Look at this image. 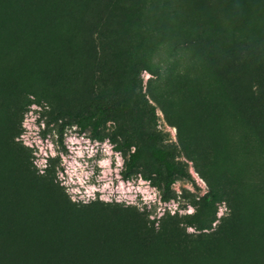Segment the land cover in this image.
Listing matches in <instances>:
<instances>
[{
  "label": "rangeland",
  "instance_id": "rangeland-1",
  "mask_svg": "<svg viewBox=\"0 0 264 264\" xmlns=\"http://www.w3.org/2000/svg\"><path fill=\"white\" fill-rule=\"evenodd\" d=\"M106 183L111 202L81 199ZM88 218L118 238L92 242ZM0 264H264V0H0Z\"/></svg>",
  "mask_w": 264,
  "mask_h": 264
},
{
  "label": "trees",
  "instance_id": "trees-1",
  "mask_svg": "<svg viewBox=\"0 0 264 264\" xmlns=\"http://www.w3.org/2000/svg\"><path fill=\"white\" fill-rule=\"evenodd\" d=\"M197 60L199 62H201L204 67H208V69L210 70L211 67L209 66V64L202 58V57H198L196 55ZM207 74V72H205ZM207 77H209L207 75ZM210 80H212L211 77H209ZM129 98L126 97L123 100L119 101L115 110L119 113H123L128 109L129 106ZM99 112V110H97L95 113H93V116H96L97 113ZM149 112L152 116V118H155L154 115V109L150 108ZM60 114V113H58ZM92 115L90 117H92ZM90 117H82L78 124L84 128L85 126H87ZM93 126L95 127V124H93ZM62 129H63V125H61L60 127V133H62ZM148 152L150 153L151 157H153L154 159H162L165 155V152L159 148L158 146H156L155 144H149L148 147ZM143 156V152L136 150L135 153H131L128 157V159L125 161V169L124 171H122L123 174V178L124 179H128L129 178V174L130 172L137 166L138 162L140 161V159ZM166 168L168 171V179L164 184V189H163V200H166L165 197V192H168L170 189V186L173 184V172H172V165L170 163H166ZM157 184V183H156ZM158 186V184H157ZM210 191H209V195L207 196V198L204 199L202 207L200 210H198L197 214H196V218L193 222H191V224H193V226L201 231V230H206L209 229L214 221V217L216 215V211H217V203L221 200L222 196H223V192H224V188L219 185L217 182H210ZM80 225H84L85 227H82L83 231H86L89 234L90 237L93 239L92 242L98 243V244H102V243H109V242H114L118 237H117V232L116 230H114V228H112L111 225H107L105 224L103 221L98 220V219H90L89 218L84 222V224H80Z\"/></svg>",
  "mask_w": 264,
  "mask_h": 264
},
{
  "label": "clouds",
  "instance_id": "clouds-1",
  "mask_svg": "<svg viewBox=\"0 0 264 264\" xmlns=\"http://www.w3.org/2000/svg\"><path fill=\"white\" fill-rule=\"evenodd\" d=\"M30 99H34V97H30ZM31 109L32 111H30L26 116H25V119H24V122H23V127L25 129H29L30 128V125L34 126V121L36 119L35 116L32 115V112H35V111H38L39 109H37V106L35 104H33L31 106ZM175 131V130H174ZM20 140H22L24 142V146L25 147H32V144L29 142V138H28V135H24L22 137H20ZM19 142V141H18ZM72 143L74 144H78L79 141H77L74 137L72 138ZM51 147V146H49ZM114 147V145H111L108 141H105V144H104V152L106 154L107 157H109L108 159H104L100 162V166L104 169H109L111 170V164H112V160H111V157L114 156L115 158V165H116V168H115V172H119L122 168H123V165H124V160L122 158V154L121 153H113L112 152V148ZM131 152L132 153H135L136 152V148L133 147L131 149ZM56 155L55 152H52V156L54 157ZM77 156H82L83 153L82 152H79L77 151L76 153ZM91 155V153H90ZM36 166L41 170V175L44 174L43 172V169L45 167H47V164H46V161L44 160H39L36 162ZM61 179H63V177H61ZM117 179H119V176H117ZM67 183L68 182H65V186H67ZM145 182L143 180H141V184H144ZM83 183L81 184V187H83ZM124 187L123 183L120 184V188L122 189ZM108 191L109 194L105 195L104 193ZM101 193L100 195V200L101 201H104V202H111L110 200V196H111V192H110V183H106V184H103L101 187H96V186H88L86 189H85V193L84 195L81 196V199H84V196H87L88 198L90 199H96V196H95V193ZM80 193V189L79 188H75V189H69V194L70 195H73V199L75 200V195L74 194H79ZM147 200H155V196H149L146 198V201ZM85 202L87 203V200H85ZM117 202L119 203L120 200L118 199ZM143 210V209H141ZM195 210L194 209H189V213L188 214H192ZM163 213L161 212L160 215H162ZM221 214H223L221 212ZM189 233H192L194 231V229L192 228H189L187 230Z\"/></svg>",
  "mask_w": 264,
  "mask_h": 264
}]
</instances>
